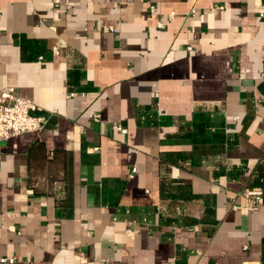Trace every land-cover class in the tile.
Instances as JSON below:
<instances>
[{
	"label": "crops",
	"instance_id": "crops-1",
	"mask_svg": "<svg viewBox=\"0 0 264 264\" xmlns=\"http://www.w3.org/2000/svg\"><path fill=\"white\" fill-rule=\"evenodd\" d=\"M8 88L0 264H264V0H0Z\"/></svg>",
	"mask_w": 264,
	"mask_h": 264
},
{
	"label": "built area",
	"instance_id": "built-area-1",
	"mask_svg": "<svg viewBox=\"0 0 264 264\" xmlns=\"http://www.w3.org/2000/svg\"><path fill=\"white\" fill-rule=\"evenodd\" d=\"M58 2L59 0H54ZM150 14H154V8H149ZM162 24L158 23V27L161 28ZM36 110L34 104L22 96L16 93L12 89H4L0 94V139L6 140L11 137L27 134V133H39L44 129L46 120L42 117H37L33 114ZM98 115L93 116V120L97 121ZM113 129L125 132L119 126H113ZM244 195L251 199L249 209H254L257 206L262 205L263 198L260 190H246ZM3 263H13L12 259L3 258Z\"/></svg>",
	"mask_w": 264,
	"mask_h": 264
}]
</instances>
